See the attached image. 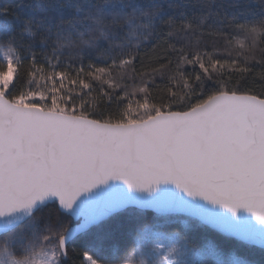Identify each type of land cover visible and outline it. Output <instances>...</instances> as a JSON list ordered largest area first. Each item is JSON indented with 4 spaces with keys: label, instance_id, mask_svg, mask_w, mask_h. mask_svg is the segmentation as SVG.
<instances>
[{
    "label": "snow or ice",
    "instance_id": "snow-or-ice-1",
    "mask_svg": "<svg viewBox=\"0 0 264 264\" xmlns=\"http://www.w3.org/2000/svg\"><path fill=\"white\" fill-rule=\"evenodd\" d=\"M35 11L0 9V264H254L209 237L264 253V0Z\"/></svg>",
    "mask_w": 264,
    "mask_h": 264
},
{
    "label": "trees",
    "instance_id": "trees-1",
    "mask_svg": "<svg viewBox=\"0 0 264 264\" xmlns=\"http://www.w3.org/2000/svg\"><path fill=\"white\" fill-rule=\"evenodd\" d=\"M44 0H0V9H8L12 13V15L19 16L24 21H36L39 20L40 13L35 11L38 6L43 3ZM244 2L251 3L255 11L259 12V3L260 0H244ZM11 19V16L9 17ZM35 31V27L33 25L32 28ZM25 38H27V33H25ZM240 39H243L240 37ZM238 47V45H237ZM66 223L72 224V220L66 221ZM118 223H126V217H121L118 221H113L112 225L115 226ZM177 229L182 228V225H177ZM199 234L200 238L202 239L207 234L204 233L203 229H198L193 227L190 230V234ZM215 240L217 244L220 245L222 251L226 254L236 252L240 258L249 259L254 262V264H264V253L261 252L260 249L254 247V250L250 253L245 252L241 253L237 245L234 242H229L227 238L219 235L214 234L213 236L209 237ZM125 242V236L123 234H117V236L111 242L113 246L120 247ZM78 264V261H77Z\"/></svg>",
    "mask_w": 264,
    "mask_h": 264
},
{
    "label": "water",
    "instance_id": "water-1",
    "mask_svg": "<svg viewBox=\"0 0 264 264\" xmlns=\"http://www.w3.org/2000/svg\"><path fill=\"white\" fill-rule=\"evenodd\" d=\"M241 214L243 215L244 213L242 212ZM255 247H256V248H258V249H260L258 245H257V246H255Z\"/></svg>",
    "mask_w": 264,
    "mask_h": 264
}]
</instances>
